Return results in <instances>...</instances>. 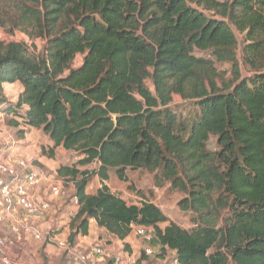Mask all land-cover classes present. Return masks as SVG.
Instances as JSON below:
<instances>
[{"label": "trees", "instance_id": "1", "mask_svg": "<svg viewBox=\"0 0 264 264\" xmlns=\"http://www.w3.org/2000/svg\"><path fill=\"white\" fill-rule=\"evenodd\" d=\"M19 1L14 25L44 43L37 55L0 41V112L18 139L32 128L49 137L43 156L58 147L81 156L56 169L78 202L68 243L94 219L120 240L131 225L150 228L177 264H264V0ZM214 62L229 64V76ZM14 83L11 102L3 86ZM175 95L190 105L185 115L172 108ZM128 170L182 192L177 204L193 227L111 191L110 171L128 182ZM94 176L100 187L87 193Z\"/></svg>", "mask_w": 264, "mask_h": 264}, {"label": "rangeland", "instance_id": "2", "mask_svg": "<svg viewBox=\"0 0 264 264\" xmlns=\"http://www.w3.org/2000/svg\"><path fill=\"white\" fill-rule=\"evenodd\" d=\"M222 1V0H221ZM19 0H9L7 2L0 3V41L8 42V41H21L27 44L30 51L34 54H39L41 52L44 39L41 37H35L31 38L28 34L22 31V29L14 25V22L16 20V8L14 5L19 4ZM27 5H29V2H27ZM33 6V4L31 5ZM33 31V30H32ZM195 54L197 56H204L208 57V53L196 51ZM82 55H77L75 60L72 63V66H77L82 61ZM211 59V58H210ZM214 66L220 72L224 75L229 76L230 74V66L227 63H218L214 62ZM248 69L244 68L242 66V73H246ZM146 85L152 90V84L149 80H146ZM21 90V85L19 83L14 84H5L3 86V96L8 99L11 102H15L16 98L18 96V93ZM172 108L175 109L180 114L185 115L187 113V110H189L190 105L185 100H182L179 96H173V102L171 103ZM0 114V123L4 126L5 130V138L0 140V149H5V154L2 155L0 158L1 160L8 161L10 166L14 167L16 169V159H25L27 162L32 163V165L38 166L39 168L44 167L47 170H43L48 173L52 174L53 172L49 167L46 165H41L39 162V159L43 156L42 154V147H45L48 149L52 144V141L49 139V137L40 129H30L23 138L18 139L16 137L17 134V128L13 127L9 121L12 119V116L10 114L4 115L3 112ZM208 146L211 149L216 148L215 138L213 136L210 137V140L208 142ZM15 148L16 151L13 153L12 149ZM23 150L21 154L19 155L18 151L20 152ZM81 158V156L78 155V153L72 151V150H65L62 147H58L55 156L53 158H48L46 163H51L55 168L57 165H75L77 164V161ZM38 164V165H37ZM95 164H89L85 166H79V169H88L92 170L95 168ZM49 168V169H48ZM50 170V171H49ZM110 180H108L106 183L108 184L109 188L111 190H114L115 192L121 194H125L126 201L129 203H135L140 204V202L144 199H147L148 201H151L156 206H158L161 211L173 222H175L177 225H179L181 228L184 229H191L193 227V224L190 222V213L182 211L178 207V201L184 196L182 192L179 190H173L170 188V184L166 181L161 184V186H156L154 179H153V173L147 172L146 170H128L127 176H128V182H123L118 180L115 173L113 171H110ZM63 187L66 190L67 194L64 197H55L51 199V207L50 212L47 214L46 221H48V227H46V231L52 230L53 233L57 234L58 236L61 234V228L59 227V222L65 221L64 226H66V223H70L72 215L69 216V218H61V215L63 213L62 207L70 206L71 205V194L73 191V183L70 179L62 180ZM43 181L42 183H44ZM132 183L134 186V190H128L127 185ZM100 184V180L97 176H94L88 186H87V192H93L97 188V186ZM139 190L140 193H137L136 191ZM143 196V197H142ZM56 200L57 203H53V201ZM62 204L60 205L61 202ZM58 204V205H56ZM49 216V218H47ZM62 219V220H61ZM167 223H162L160 226L163 228L166 226ZM9 230L6 226V224H0V234L7 235L13 239V236L9 234ZM59 233V234H58ZM98 235V233H97ZM61 236V235H60ZM65 236V235H64ZM63 237V235H62ZM104 238L100 241H96L90 243L88 240L83 241L79 240L76 244V247L80 249L82 252H88L89 249L93 245H100L105 249V255L103 257L107 256L106 251V244L108 240L111 242L110 239H107V237L104 234H100L99 238ZM105 238L107 240H105ZM133 239L138 241L141 245L140 248L143 245V239L139 236L133 234ZM32 241L24 243L22 248L17 250L16 247L17 243H14L15 245L11 248L9 252V256L12 261L15 262L16 260L19 261L18 264H70L67 257L64 259L63 251L55 244H52L53 246H50L46 248L45 243H34L32 244ZM154 244V243H152ZM155 249V252H157V255H150V260L146 261L144 264H174V254L173 252H168L165 256L162 258V254H158V246L155 244V246H152ZM139 248V249H140ZM16 249V250H15ZM117 249V247H115ZM138 249V254L134 255L137 260L142 261L141 257V251L142 249ZM14 253V255H12ZM18 254V255H17ZM17 255V256H16ZM101 257L99 262L92 256H90L91 260H95L98 263H102V259L107 260L106 258ZM19 258V259H18ZM139 258V259H138Z\"/></svg>", "mask_w": 264, "mask_h": 264}, {"label": "built area", "instance_id": "3", "mask_svg": "<svg viewBox=\"0 0 264 264\" xmlns=\"http://www.w3.org/2000/svg\"><path fill=\"white\" fill-rule=\"evenodd\" d=\"M4 138V126L0 123V140ZM15 161L16 169L10 166L8 161H0V224H6L13 236L12 239L0 234V264H15L9 256L15 238H28L35 242L55 244L57 248L66 251L67 256L74 258L76 264H101L91 260L90 256L96 259L98 256L105 255V249L102 246L93 245L88 252H82L76 245L71 246L67 238L58 236L52 230H42L36 222L40 218H45L50 212L52 198L66 196L67 192L61 178L56 176L50 178L51 174L25 159L20 158ZM43 181L45 182L42 183ZM46 181L49 182L48 196L37 197V190L47 183ZM70 201L78 207L77 198L74 195L71 196ZM131 228L132 232L145 242L142 253L146 256L157 255L151 246L154 239L151 229L139 225H131ZM160 252L158 251V254ZM136 259L132 253L124 249L114 252L110 257L111 264H136ZM174 264H177L175 257Z\"/></svg>", "mask_w": 264, "mask_h": 264}, {"label": "crops", "instance_id": "4", "mask_svg": "<svg viewBox=\"0 0 264 264\" xmlns=\"http://www.w3.org/2000/svg\"><path fill=\"white\" fill-rule=\"evenodd\" d=\"M3 114L4 115H8V114H6V113H4L3 112ZM51 146H52V144L51 143H49ZM57 150V149H56ZM12 151H13V153H15V151H16V149L15 148H13L12 149ZM23 152V150H21L20 152L18 151V153H19V155H23V154H21ZM5 154V149H0V156L2 157V155H4ZM0 157V158H1ZM20 158H22V157H20ZM47 161V157L46 156H42L41 157V159H39V162L41 163V165H46L47 167H49L50 169H53V170H51L53 173L51 174V177L50 178H52L53 176L55 177H57V174H56V169L59 167V165H57V167L55 168L51 163H46V162H44V161ZM36 165V164H35ZM38 165V164H37ZM43 165V166H44ZM39 166V165H38ZM43 169H44V167H42ZM48 168V169H49ZM44 170H47L46 168L44 169ZM50 171V170H49ZM110 174H109V180H110ZM47 183H45L40 189H38L37 190V192H36V196L37 197H42V198H44V197H47L48 196V184H49V182L48 181H46ZM101 184V183H100ZM100 184L97 186V188L98 187H100ZM107 184V183H106ZM108 185V184H107ZM96 188V189H97ZM96 189H95V191H96ZM86 191H87V189H86ZM95 191H93V192H87V193H94ZM111 191H113V192H115L114 190H111ZM72 193H73V191H72ZM126 194V193H125ZM125 194H121V197L122 198H124L125 200H126V197H125ZM51 199V198H50ZM59 202H61V204L60 205H64V204H62L63 203V201H59ZM53 203H57V201L56 200H54L53 201ZM56 205H58V204H56ZM59 206V205H58ZM61 210H63V213H62V215H61V218L63 219V218H69V216L70 215H72V216H74V214L77 212V210H78V207L77 206H74L72 203H71V205L70 206H63L62 207V209ZM47 218H49V216L47 217ZM61 219V220H62ZM36 222H37V224L39 225V227L42 229V230H47L46 229V227H48V221H46V218H40V219H38V220H36ZM64 223H65V221L63 222V221H61V222H59V227L61 228V236L60 237H62V235H63V237L62 238H67L68 237V234H69V232H70V229H69V224L68 223H66V226H64ZM162 224V223H161ZM97 233H98V235H97ZM10 234V233H9ZM59 234V233H58ZM100 234L102 235V234H104L106 237H107V239H110L111 240V242L108 240V242H107V244H106V251L108 252L107 253V256L106 257H103V256H98L97 258H96V260H98L99 262H101V260H100V258L101 257H103V258H106L107 260H104L103 261V259H102V263L101 264H108L109 262H110V257H111V255L114 253V252H116V251H118V250H120V249H124V245L125 246H127V250L126 249H124V250H126V251H128V252H130V253H132L133 255H137L138 254V249L140 248V244H139V242L138 241H136V240H134L133 239V232H131L127 237H125L124 239H122V240H120V239H118L117 237H115V236H113V235H111L110 233H108L105 229H103V228H101V227H98L97 226V223H96V221L94 220V219H91L90 221H89V229H88V234L87 235H85V236H81V235H79L78 237H77V239H76V242H75V245L78 243L77 241H79L80 239L81 240H83L84 242L85 241H89L90 243H92V242H95V240L96 241H100L101 242V240L102 239H104V238H99L98 239V237L100 236ZM4 235V234H3ZM65 235V236H64ZM106 238H105V240H107ZM29 241H32L33 243L32 244H34V243H43V242H35V241H33L32 239H28V238H15V243H17V246L16 247H14V248H16L17 250H19L20 248H22V246L21 245H23L24 243H26V242H29ZM15 245V244H14ZM97 245V244H96ZM46 246V248H48V247H50V246H53L52 244H46L45 245ZM144 246H145V242H143V245H142V247L140 248V249H142L143 250V248H144ZM151 246H155V244H151ZM115 247H117V249H115ZM15 249V250H16ZM139 249V250H140ZM168 252H172V251H170V250H166L163 254L162 253H160V254H162V256H160L161 258L163 257V256H165ZM106 253V252H105ZM141 257H143V260L142 261H139V260H137L136 261V264H144L146 261H148V260H150L151 258H150V256H142V251H141ZM12 255H14V253H12ZM18 255V254H17ZM16 255V256H17ZM19 259V258H18ZM64 259H65V257H64ZM139 259V258H138ZM19 263V261H17L16 260V264H18ZM24 264H27V263H24ZM63 264H64V262H63Z\"/></svg>", "mask_w": 264, "mask_h": 264}]
</instances>
